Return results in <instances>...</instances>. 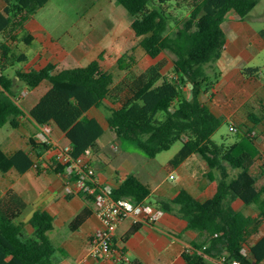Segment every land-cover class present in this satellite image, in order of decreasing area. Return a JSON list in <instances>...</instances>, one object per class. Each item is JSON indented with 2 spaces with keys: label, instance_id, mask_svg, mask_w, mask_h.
Masks as SVG:
<instances>
[{
  "label": "trees",
  "instance_id": "obj_1",
  "mask_svg": "<svg viewBox=\"0 0 264 264\" xmlns=\"http://www.w3.org/2000/svg\"><path fill=\"white\" fill-rule=\"evenodd\" d=\"M3 1L0 33L9 35L23 29L27 20L49 0ZM169 1L116 0L131 16V28L148 56L144 62L136 61L127 52L113 69L106 68L100 56L87 66L59 69L49 64L41 70L17 72L19 81L29 91L41 84L49 86L30 116L39 126L49 124L64 133L74 157H91L99 152V139L105 129L88 112L102 106L109 111L107 122L111 133L121 141L134 142L150 159L182 142V148L169 162L171 166L199 154L209 166L208 176L212 180L218 176L214 194L204 202L182 189L175 199L161 204V210L181 216L187 220L189 229L206 235L204 242L194 244L195 249L184 253L186 263L210 264L212 258L220 259L226 253L224 264L234 261L263 264L264 235L254 245L250 240L260 235L264 223V184L258 186V178L252 172L256 160L262 159L252 133L263 121L264 107L262 116L249 115L247 130L241 128L234 143L217 144L211 137L225 119L216 116L201 100L215 84L210 69L225 49L227 36L223 23L227 14L234 11L244 19L260 0H180L188 5L190 15L172 33H169L170 14L164 9ZM167 50L176 56L172 76L165 75L164 63L157 61ZM0 57V82L5 89L0 94V128L9 125L17 129L25 112L14 98L18 83L5 71L14 62H26L28 56L15 53L0 41ZM258 73V68L243 69L247 77ZM188 83L193 84L192 89ZM184 88L190 96L183 94ZM31 146L38 157L51 148L33 139ZM34 164L30 152L18 150L9 155L0 148V173L11 169L25 173ZM49 168L55 173H65L64 166L54 158ZM150 194V188L134 174L113 190L115 199L126 198L136 204L144 202ZM86 199L92 203L91 198ZM238 199L244 204L241 210L233 206ZM26 206L12 189L0 198V264H59L62 249L50 238L53 215L46 210L35 211L29 221L33 228L29 235L25 224L18 222ZM86 215L84 210L77 216L72 229H77ZM245 245L254 260L243 253Z\"/></svg>",
  "mask_w": 264,
  "mask_h": 264
},
{
  "label": "crops",
  "instance_id": "obj_2",
  "mask_svg": "<svg viewBox=\"0 0 264 264\" xmlns=\"http://www.w3.org/2000/svg\"><path fill=\"white\" fill-rule=\"evenodd\" d=\"M4 8L5 3L0 0V13ZM131 21L127 10L116 0H49L27 20L23 29L9 35L0 33V41L7 43L15 53L28 56L26 62H14L5 71L15 84L18 83L20 94L28 91V95L17 102L25 112L19 119L20 126L0 128V148L5 153L11 155L24 150L31 153L36 163L38 156L32 150L31 139L40 143V126L32 119L30 111L49 89L47 84H41L29 91L19 81L17 72L41 70L49 64L59 69L87 66L100 56L106 68H116L118 59L127 52L131 54L132 46L138 41ZM223 27L227 36L225 49L211 69L215 73V84L201 100L216 116L229 121L230 126L237 122L249 126V115H263L264 69L250 64L257 63L264 52V30H255L246 18H240L234 11L227 14ZM250 67L258 68L259 73L245 76L243 69ZM97 119L105 134L99 139V152L90 158L101 184L116 187L134 174L151 190L144 202L160 210L163 202L175 199L182 189L201 202L214 194L218 176L213 180L208 176L210 169L201 155L193 154L176 167L171 166L170 161L166 164L144 162L135 152L122 150L109 126L106 128ZM263 125L264 118L253 132ZM52 138L54 146L69 144L66 135L54 127ZM256 144L262 152L257 141ZM42 153L41 157L50 155L53 160L52 148ZM156 158L153 161H157ZM49 163H46L48 167L43 166L44 170L33 167L25 173L16 169L0 173L13 176L9 180L12 186L0 198L11 189L23 198L27 206L18 222L25 224L29 235L33 233L29 221L35 211L46 210L53 215L54 229L50 238L62 249L59 264H187L184 253L206 239L204 233L189 229L186 219L162 210L163 215L156 222L136 224L133 218L120 222L114 241L115 250L122 252L120 259L116 252L102 259L89 258V238L100 227L94 205L82 194L69 193L68 190L75 187L73 180L66 172L51 171ZM233 206L241 210L244 204L238 199ZM84 210H87L84 221L77 229H72L73 221ZM263 235L264 223L260 235L252 237L250 244L254 245ZM210 264H221V261L212 258Z\"/></svg>",
  "mask_w": 264,
  "mask_h": 264
},
{
  "label": "built area",
  "instance_id": "obj_3",
  "mask_svg": "<svg viewBox=\"0 0 264 264\" xmlns=\"http://www.w3.org/2000/svg\"><path fill=\"white\" fill-rule=\"evenodd\" d=\"M1 62V57H0ZM2 71L0 67V77ZM5 89L0 82V94ZM28 95L27 90H23L19 97L15 98L16 102ZM230 130L235 132L236 126L231 125ZM53 127L49 124L40 126L38 140L40 143L51 146L54 151V161L64 166L65 172L73 180L75 187L70 188L69 193L77 192L86 198H91L94 205V212L100 221V227L89 238L88 257L93 259H102L117 253L118 258L122 257V252L116 251L114 241L120 222L126 218H133L134 223H150L158 221L163 215V211L154 208L151 204L145 202L136 204L129 199H115L113 196L114 187L110 184H101L95 168L91 165V158L88 155L74 157L70 144L54 146L53 144ZM186 140V137L184 138ZM38 163L34 168H38ZM190 251V250H189ZM187 251V252H189ZM245 255V248L243 249ZM227 258L225 253L221 258V264H224ZM230 264H242L234 261Z\"/></svg>",
  "mask_w": 264,
  "mask_h": 264
},
{
  "label": "rangeland",
  "instance_id": "obj_4",
  "mask_svg": "<svg viewBox=\"0 0 264 264\" xmlns=\"http://www.w3.org/2000/svg\"><path fill=\"white\" fill-rule=\"evenodd\" d=\"M164 9L167 11V13L170 14L171 19V28L169 30V33L174 32L178 27H180L183 22L188 18L190 15V9L187 4H184L180 0H170L164 7ZM246 22L255 30H264V0H260L258 5L249 13V15L246 17ZM228 31V30H227ZM131 57L135 59L138 62H144L148 60V58L145 56V52L142 50V48L139 46L138 41H135L134 45L131 49ZM176 56L171 51L167 50L165 51L160 58L157 61H161L164 63V69L163 73L167 76H172V70H173V62L175 60ZM252 66H261L264 69V52L258 57L257 63H251ZM210 73L212 74V80L215 81V73L213 70L210 69ZM120 77L123 76V73L119 74ZM188 86L190 87L189 83ZM19 93V94H18ZM185 96H190V93L188 89L184 88ZM20 96L19 90L16 92V96ZM15 96V97H16ZM14 97V98H15ZM90 116L97 117L101 120V122L105 125L106 128H108V122L107 117L109 115V111L106 106H102L101 108L97 109L94 108L89 112ZM236 131L233 132L230 130V122L225 120L223 121L221 127L213 134L211 137V140L217 144H231L234 143L240 136V129L244 128L247 130V128L241 124V122H237L235 124ZM252 136L256 138V141L258 143V146L262 150V159H257L254 166H253V174L258 178L259 186H261L264 183V125L258 129L255 133H252ZM109 138V135L106 136V139ZM119 143H121V149L129 152H135L140 155L142 160L144 162H151V164L161 163L166 164L170 160H172L176 154L180 151L183 144L182 142L178 141L176 142L172 148L169 151H165L160 153L157 156V161H153V159L148 158L145 154H143L139 149L137 148L136 144L134 142L129 141H120L119 139H116ZM42 155L44 153H41ZM47 157V158H46ZM44 156V157H37L36 163H38V168L35 169H42L44 170L43 166L46 165L47 162H51V156ZM46 167H48L46 165ZM52 174L51 172H47L46 174ZM12 175L8 174H1L0 175V195H2L9 187L12 186V183L9 182L10 179H12ZM205 197V196H204ZM203 197V198H204ZM202 198V199H203ZM245 252L249 258H253L249 248L247 246L245 247ZM264 264V263H263Z\"/></svg>",
  "mask_w": 264,
  "mask_h": 264
},
{
  "label": "water",
  "instance_id": "obj_5",
  "mask_svg": "<svg viewBox=\"0 0 264 264\" xmlns=\"http://www.w3.org/2000/svg\"><path fill=\"white\" fill-rule=\"evenodd\" d=\"M189 85H190V88L192 89L193 88V84L189 83Z\"/></svg>",
  "mask_w": 264,
  "mask_h": 264
}]
</instances>
